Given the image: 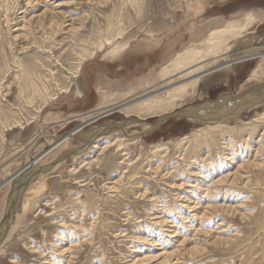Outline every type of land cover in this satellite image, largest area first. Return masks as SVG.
<instances>
[{"label":"rangeland","instance_id":"rangeland-1","mask_svg":"<svg viewBox=\"0 0 264 264\" xmlns=\"http://www.w3.org/2000/svg\"><path fill=\"white\" fill-rule=\"evenodd\" d=\"M246 12L259 19L231 58L264 53V0H0L1 243L16 225L0 264H264L261 57L205 74L166 114H127L137 101L92 120L141 95L116 93L160 89L176 53Z\"/></svg>","mask_w":264,"mask_h":264},{"label":"bare ground","instance_id":"bare-ground-1","mask_svg":"<svg viewBox=\"0 0 264 264\" xmlns=\"http://www.w3.org/2000/svg\"><path fill=\"white\" fill-rule=\"evenodd\" d=\"M258 19L259 18L256 15H254V13L246 12L245 14H243L242 16L238 17L235 20L225 21L220 27L211 29L208 32L207 36L204 38V40L202 42H200L201 46L198 47V44L197 45L192 44L191 46L186 47L181 52L176 53L173 56V58L165 66H163L162 68H160L158 70V72L156 73L157 79H159V81L163 84V86L160 89L153 91V90H150L151 88L145 87V89L146 88L148 89L147 91L146 90H133L132 89V90H129L127 93H124V94H117V93L114 94L113 93L114 96L118 95V97H120V98H123V97H126V96L127 97H133V96H136L138 94H141V95L138 98H136V99H134L132 101H128L127 103H124L125 101L124 102L122 101L124 104L122 103L120 105L116 104L115 106H112V105L115 104V103H113V104L106 105L107 108H104L105 106L100 108L98 113H95V115L93 114L92 120L96 119V118H98L100 116H105L108 113L110 114L111 112H114L118 108H125V107L128 108V105L130 103H132V102L136 103L137 101H139V102H137V105H136L137 107L133 108L131 110L130 109L127 110V114H135V115H139V116H145V115H153V116H155V115L166 114L172 107H174L175 105L178 104L177 101L183 100L191 92L194 93V90H195V87L197 85V82H198L199 78L204 76L205 73H207V72H209L211 70H214L216 68H219L221 70V69H224V68H227V67H231V66H233L236 63L237 60L245 59V58H247V59H253V58L256 59L258 57H261L262 61L264 62V53H255L254 52V53H251V54L249 53L247 55L245 54L244 56H241V57H238V58H233V57L231 58V56L230 55L228 56V54L227 55L226 54L223 55L225 52L227 53V51L231 48L230 45H228V43L231 40H235L237 38H240V36L243 34V32H245L252 25V23L257 21ZM106 43L108 44V47H109V44L111 42L108 40ZM112 46H113V44H112ZM125 48H126V44L122 45V46H120L118 48H114V49L111 48V49L106 51L105 58L113 59L115 57H118V56L121 55L122 51ZM218 59H224L223 63L218 64V65L216 63V65H215V62ZM25 69H26V67H25ZM38 72H40V71H38ZM260 73H264V70L263 69L260 70V67L258 66L252 72V75L250 76V79H253V80L257 79L258 77H260V75H259ZM29 74H30V72L29 73L25 72V74H24V77H25V81H23V82H25L24 90H28V89L30 90L31 89L32 92L40 95V88L38 86V83H35L34 80H33V77L31 75H29ZM17 77H19V76H17ZM49 84L51 85V83H49ZM252 87H250V88H252ZM254 87H256V85ZM21 90H23V89H21ZM256 90H257V88H253V89L249 90L247 94L255 95L253 93ZM243 94H244V91H243ZM109 96L112 97V95L108 94L107 91H106L103 94V99H107V97L109 98ZM239 98L242 99L241 97H239ZM124 100H126V98H124ZM237 100H235V101H237ZM232 103H235V102L233 101ZM127 108H125V109H127ZM208 108H210V105H206V104L202 105L201 107H198L194 112H191V113H193L192 114L193 116H191V118H195V119L201 120L202 117H204V116L208 117V115L211 114V112L210 113L208 112ZM210 110H211V108H210ZM197 114H200V115L197 116ZM179 116H181V115L179 114ZM263 116H264V113L260 114V117H263ZM170 117H171L170 115H167V116H164L163 119L170 118ZM204 119H206V118H204ZM207 119H209V120L211 119L212 120L211 117L207 118ZM8 124L10 125V123H8ZM114 127H116V126H114ZM222 127H223V124H220V123H216V124H213V125H204V126L200 127L199 129L195 130L194 132H192L191 136L197 137V138H201L204 135H207V134H210V133H215L216 131H220ZM80 128H76L72 133L63 136L61 139L56 141V143L54 144V147L58 146L59 144H61L62 141L63 142L66 141L67 142L70 139V136H72L73 133L78 132L80 130ZM185 138H187V137H185ZM194 141H196V140H194ZM260 152L262 153V151H260ZM34 164H35V161H33V162L31 161L29 163L30 166H32ZM37 170H39V168ZM13 178H14V176L12 177V180H13ZM14 179L16 180V179H18V177L14 178ZM15 184H17V183H15ZM15 227H16V225L12 224V226H10L7 229L8 232H6V236H5L4 240L2 241V243L0 242L1 243L0 244V251H2L3 245L9 240V238L13 234V232L15 230Z\"/></svg>","mask_w":264,"mask_h":264},{"label":"water","instance_id":"water-1","mask_svg":"<svg viewBox=\"0 0 264 264\" xmlns=\"http://www.w3.org/2000/svg\"><path fill=\"white\" fill-rule=\"evenodd\" d=\"M219 68H216V69H214V70H211V71H209V72H207V73H212V72H214V71H216V70H218ZM207 73H205V74H207ZM49 170V168H39V170H36V171H34V173L33 174H35V175H38V174H40V173H44V172H47ZM22 171H23V169L19 172V173H17L15 176H14V178L17 176V175H19L20 173H22ZM13 178V179H14ZM32 180H30V182H31ZM12 189L14 190H16V189H18V185L16 186V187H14V185H13V187H12ZM9 216V213L7 214V215H5V217H4V219H3V224H5V219H6V217H8ZM2 223V222H1Z\"/></svg>","mask_w":264,"mask_h":264},{"label":"crops","instance_id":"crops-1","mask_svg":"<svg viewBox=\"0 0 264 264\" xmlns=\"http://www.w3.org/2000/svg\"><path fill=\"white\" fill-rule=\"evenodd\" d=\"M135 50H137V49H135ZM134 55H137V51L134 53ZM143 66H146V65H143ZM143 66H140V67H143Z\"/></svg>","mask_w":264,"mask_h":264}]
</instances>
